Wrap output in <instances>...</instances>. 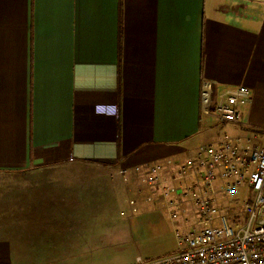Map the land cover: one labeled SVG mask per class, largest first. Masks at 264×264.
Returning a JSON list of instances; mask_svg holds the SVG:
<instances>
[{"label": "crops", "instance_id": "crops-1", "mask_svg": "<svg viewBox=\"0 0 264 264\" xmlns=\"http://www.w3.org/2000/svg\"><path fill=\"white\" fill-rule=\"evenodd\" d=\"M239 85L240 121L214 119ZM107 104L117 118L94 112ZM224 130L264 145V0H0V237L15 249L110 264L168 224L175 238L193 210L170 219L133 168L175 183L168 168Z\"/></svg>", "mask_w": 264, "mask_h": 264}, {"label": "built area", "instance_id": "built-area-1", "mask_svg": "<svg viewBox=\"0 0 264 264\" xmlns=\"http://www.w3.org/2000/svg\"><path fill=\"white\" fill-rule=\"evenodd\" d=\"M249 102V89L239 85L221 92L213 110L220 121L236 124L241 108ZM94 112L119 116L116 104L96 105ZM250 141L224 130L218 139L198 145L184 162L168 168L175 183H165L160 164L134 166V171L146 169V182L165 201L170 219L178 216L177 209L183 205L195 216L190 221L185 216L188 227L175 230L173 253L137 258L134 264H264V145L258 132L251 133ZM189 175L192 179L185 182ZM239 189L248 194L239 200L241 219L228 213L235 207L228 197Z\"/></svg>", "mask_w": 264, "mask_h": 264}, {"label": "rangeland", "instance_id": "rangeland-1", "mask_svg": "<svg viewBox=\"0 0 264 264\" xmlns=\"http://www.w3.org/2000/svg\"><path fill=\"white\" fill-rule=\"evenodd\" d=\"M216 117L218 118V115L214 112L213 118L215 119ZM212 122H214V120H212ZM243 197H246V199L248 197L247 193L246 195L243 193V189H239L235 195L228 197V199H233L235 201V207L228 210V213H235V215H233V218L236 216H238L240 219L243 218L242 211L239 208V200ZM224 198L227 197L224 196ZM223 211H225V209H223ZM181 226H183V223L181 221L176 222V227L179 230L183 229ZM21 230L22 229H12L14 233H11L18 236L22 234V232H20ZM179 235L184 236V233L181 231ZM17 236L13 237L14 241ZM144 245V247L137 248L125 245L121 246L120 248L113 249L109 252V261L106 262L110 264H130L136 260L137 256H140L144 260H149L163 256L168 252H174L176 249V243L171 226L168 224L160 231L154 232V235L151 236L150 241L146 242ZM14 246L15 245L10 238H7V240L5 241L3 234L1 235L0 264H61L60 260L38 261L33 256L29 255L33 251L21 249L17 250Z\"/></svg>", "mask_w": 264, "mask_h": 264}]
</instances>
